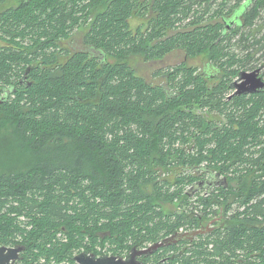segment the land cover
I'll use <instances>...</instances> for the list:
<instances>
[{
  "label": "trees",
  "instance_id": "16d2710c",
  "mask_svg": "<svg viewBox=\"0 0 264 264\" xmlns=\"http://www.w3.org/2000/svg\"><path fill=\"white\" fill-rule=\"evenodd\" d=\"M262 10L264 0H0V154L15 162H0V247H23V264H75V253L125 257L207 229L139 260L264 264V89L231 87L236 48L264 45ZM177 51L204 65L149 82L126 63Z\"/></svg>",
  "mask_w": 264,
  "mask_h": 264
},
{
  "label": "rangeland",
  "instance_id": "374dc122",
  "mask_svg": "<svg viewBox=\"0 0 264 264\" xmlns=\"http://www.w3.org/2000/svg\"><path fill=\"white\" fill-rule=\"evenodd\" d=\"M83 31L84 29L77 30L72 35L71 39L68 42L64 43V46L68 48L69 51L82 48L81 37L83 35ZM254 34L256 36V39H260L262 36H264V10L260 12V17L256 22V27L254 28ZM234 41L235 39L232 41V43H234ZM1 45H3V43L0 41V46ZM263 46H261L260 44L255 45L254 47L251 46L249 47V50L247 51H243L240 48H236L235 52L238 55L239 59L241 58L243 59L244 65L242 66L241 72H252L258 69L260 70L259 76L261 77V74L264 73V57H263L264 47ZM246 55H249V56L245 58ZM110 61L113 62L112 60ZM182 62L188 66H193V67H198V68L200 67L201 69L202 66L204 65L205 60L203 58H195V59L187 58L182 52H179V51L166 55L164 58L159 59V60H145L140 55H135V56L133 55L126 59V63L134 70L136 76L144 78L145 80L149 82L154 81L153 74L155 72L173 67ZM234 80L236 81L237 79H234ZM159 82H161L160 79H159ZM0 162H2L5 165L15 164V162L12 164H6L2 156L0 157ZM163 208H164V211H172L177 208V205L176 204L163 205ZM76 255L77 254L75 253L74 256ZM105 255L109 256L110 254L106 253ZM47 264H68V262L56 263L54 261H51Z\"/></svg>",
  "mask_w": 264,
  "mask_h": 264
},
{
  "label": "water",
  "instance_id": "95a60500",
  "mask_svg": "<svg viewBox=\"0 0 264 264\" xmlns=\"http://www.w3.org/2000/svg\"><path fill=\"white\" fill-rule=\"evenodd\" d=\"M260 70L252 72H241L236 81L231 85L234 89L233 95H250L255 94L264 89V80L259 76ZM195 190H191L193 194L196 190L202 188L203 184L196 185ZM207 231L196 230L187 233H174L171 236L154 243L145 249H132L125 257L115 256H94L87 253H79L73 257L75 264H143L139 258L153 254L157 249L177 243L180 240H191L193 237L203 234ZM23 247H0V264H22L20 262V254Z\"/></svg>",
  "mask_w": 264,
  "mask_h": 264
},
{
  "label": "flooded vegetation",
  "instance_id": "af4514ba",
  "mask_svg": "<svg viewBox=\"0 0 264 264\" xmlns=\"http://www.w3.org/2000/svg\"><path fill=\"white\" fill-rule=\"evenodd\" d=\"M20 258H21V256H20ZM20 262L23 264V262L20 260Z\"/></svg>",
  "mask_w": 264,
  "mask_h": 264
}]
</instances>
